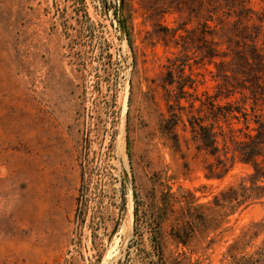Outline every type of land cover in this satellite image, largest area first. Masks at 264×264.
Masks as SVG:
<instances>
[{
	"label": "rangeland",
	"instance_id": "obj_1",
	"mask_svg": "<svg viewBox=\"0 0 264 264\" xmlns=\"http://www.w3.org/2000/svg\"><path fill=\"white\" fill-rule=\"evenodd\" d=\"M153 2L0 0V264H264V182L233 211L215 202L252 165L208 178L189 109L161 129L179 48L160 34L182 19ZM189 63L213 94L214 66Z\"/></svg>",
	"mask_w": 264,
	"mask_h": 264
},
{
	"label": "trees",
	"instance_id": "obj_2",
	"mask_svg": "<svg viewBox=\"0 0 264 264\" xmlns=\"http://www.w3.org/2000/svg\"><path fill=\"white\" fill-rule=\"evenodd\" d=\"M251 1L154 0L150 7L154 15L178 13L182 19L176 27H162L160 34L166 46L172 43L179 48V53L168 60L162 78L167 115H161V129L174 132L184 123L182 117L189 109L188 121L198 149L217 162L216 167H209L208 178H222L229 170V161L232 165L237 160L251 164L254 169L249 178L251 186L241 184L240 193L230 187L215 197L216 205L231 211L261 197L255 193L258 183L264 182V110L259 107L264 106V7L256 10ZM191 23L195 25L188 28ZM191 59L197 65L214 66L215 71H210L216 83L213 94L205 91L198 95L197 81L185 74L192 66ZM238 94L240 99L235 98ZM238 123L243 126L235 127ZM152 225V240L162 258L157 237L160 221L154 215Z\"/></svg>",
	"mask_w": 264,
	"mask_h": 264
},
{
	"label": "bare ground",
	"instance_id": "obj_3",
	"mask_svg": "<svg viewBox=\"0 0 264 264\" xmlns=\"http://www.w3.org/2000/svg\"><path fill=\"white\" fill-rule=\"evenodd\" d=\"M109 257V256H108Z\"/></svg>",
	"mask_w": 264,
	"mask_h": 264
}]
</instances>
